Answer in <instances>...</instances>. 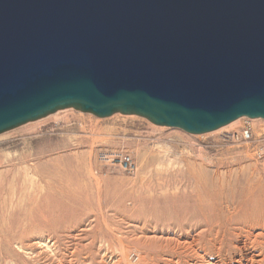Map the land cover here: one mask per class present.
<instances>
[{"label": "rangeland", "instance_id": "1", "mask_svg": "<svg viewBox=\"0 0 264 264\" xmlns=\"http://www.w3.org/2000/svg\"><path fill=\"white\" fill-rule=\"evenodd\" d=\"M244 128L264 120L193 135L67 109L1 134L0 264H240L247 236L264 241V160L234 138Z\"/></svg>", "mask_w": 264, "mask_h": 264}, {"label": "water", "instance_id": "2", "mask_svg": "<svg viewBox=\"0 0 264 264\" xmlns=\"http://www.w3.org/2000/svg\"><path fill=\"white\" fill-rule=\"evenodd\" d=\"M67 109L264 120V0H0V135Z\"/></svg>", "mask_w": 264, "mask_h": 264}, {"label": "built area", "instance_id": "3", "mask_svg": "<svg viewBox=\"0 0 264 264\" xmlns=\"http://www.w3.org/2000/svg\"><path fill=\"white\" fill-rule=\"evenodd\" d=\"M241 137L242 141L252 143V156L257 161L264 160V134H257L251 128H244L239 134L234 135L238 140ZM96 158L101 162H106L111 165H118L126 171L134 172L136 169L135 162L131 155L125 154L115 149L100 148L96 153Z\"/></svg>", "mask_w": 264, "mask_h": 264}, {"label": "bare ground", "instance_id": "4", "mask_svg": "<svg viewBox=\"0 0 264 264\" xmlns=\"http://www.w3.org/2000/svg\"><path fill=\"white\" fill-rule=\"evenodd\" d=\"M18 170L15 168L14 165H10V168L6 170V173L8 176L12 175L13 173H16ZM11 178V177H10ZM9 179V178H8ZM14 179V178H13ZM8 183H12V178L7 181ZM3 189V188H2ZM1 189V190H2ZM1 229V228H0ZM2 230V229H1ZM259 235L254 236V238L247 236V240H245L243 247H241L242 252L246 250L252 249L250 254H245V256H242L241 260H239L240 264H261L263 262L262 259H259L258 257L262 255L263 251H260L256 253L255 251L258 250L259 247L262 248V244H264V241H259L258 239ZM36 243V242H35ZM45 244V243H44ZM52 244V243H51ZM43 245V244H42ZM264 248V247H263ZM22 250V249H21ZM245 253V252H244ZM245 259V260H244ZM237 260V259H236ZM60 261V260H59ZM203 261V260H202ZM5 262V261H4ZM206 262V261H205ZM206 264V263H205Z\"/></svg>", "mask_w": 264, "mask_h": 264}]
</instances>
